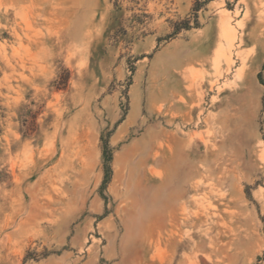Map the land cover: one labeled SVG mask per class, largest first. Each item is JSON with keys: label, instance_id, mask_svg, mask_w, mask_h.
Returning <instances> with one entry per match:
<instances>
[{"label": "rangeland", "instance_id": "rangeland-1", "mask_svg": "<svg viewBox=\"0 0 264 264\" xmlns=\"http://www.w3.org/2000/svg\"><path fill=\"white\" fill-rule=\"evenodd\" d=\"M263 220L264 0H0V264H264Z\"/></svg>", "mask_w": 264, "mask_h": 264}, {"label": "crops", "instance_id": "crops-1", "mask_svg": "<svg viewBox=\"0 0 264 264\" xmlns=\"http://www.w3.org/2000/svg\"><path fill=\"white\" fill-rule=\"evenodd\" d=\"M180 143H175V146L173 147V150L171 152V155L169 157H167V159L169 160V164L167 165V170H166V176L169 177V178H173L175 177V174L177 172V170L179 169V165H178V160H176V156L177 154H180V148L177 147ZM181 193L180 192H177V193H174L172 196H171V199L174 200L176 197L180 196ZM173 215H169V217H172ZM173 219V217H172ZM157 221V220H155Z\"/></svg>", "mask_w": 264, "mask_h": 264}, {"label": "trees", "instance_id": "trees-1", "mask_svg": "<svg viewBox=\"0 0 264 264\" xmlns=\"http://www.w3.org/2000/svg\"><path fill=\"white\" fill-rule=\"evenodd\" d=\"M258 78H260V73L258 74ZM260 80V79H259ZM263 222H264V220H263Z\"/></svg>", "mask_w": 264, "mask_h": 264}]
</instances>
